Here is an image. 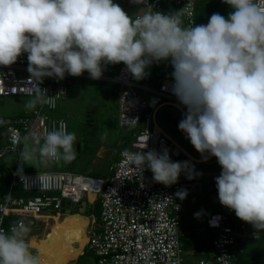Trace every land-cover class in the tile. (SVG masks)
I'll use <instances>...</instances> for the list:
<instances>
[{
  "label": "clouds",
  "instance_id": "1",
  "mask_svg": "<svg viewBox=\"0 0 264 264\" xmlns=\"http://www.w3.org/2000/svg\"><path fill=\"white\" fill-rule=\"evenodd\" d=\"M223 2L232 9L227 18L213 13L207 24L184 27L183 17L194 12L190 3L169 14L133 18L113 0H0V66L27 54L36 89L25 108L33 110L56 106L55 96L38 86L45 77L63 80L66 73L78 77L86 71L98 80L102 65L123 63L133 79L142 80L152 63L168 61L172 94L186 109L178 129L203 161L216 158L220 204L256 236L264 231V8L256 0ZM22 142L21 175L25 164L47 167L76 158V134L63 122L42 135L28 133ZM126 162L140 173L147 168L165 186L177 183L182 172L187 179L202 175L194 176L188 161H171L167 149L129 153ZM175 196L183 200L187 190ZM30 232L23 220L8 233L0 229V264H42L31 250Z\"/></svg>",
  "mask_w": 264,
  "mask_h": 264
},
{
  "label": "built area",
  "instance_id": "2",
  "mask_svg": "<svg viewBox=\"0 0 264 264\" xmlns=\"http://www.w3.org/2000/svg\"><path fill=\"white\" fill-rule=\"evenodd\" d=\"M256 2L264 8V0ZM187 3L194 5V12L183 17L185 27L207 24L208 19L196 24V0H169L168 6L178 11ZM136 5L143 10L133 18L154 11L169 14L170 10L164 0H144ZM102 67L104 71L98 81L118 86L117 125L125 130L127 140V147L119 151L111 175L102 180L70 172L17 173L22 137L35 128L41 135L54 126L58 129L61 122L68 129L64 119L52 117L51 113L61 106L72 78L76 77L67 73L63 80L45 77L38 86L46 89L48 95L55 96L54 108L45 105L19 116L0 117V126L7 132L5 144L0 146V159L11 155L15 163L8 171L10 181L4 198L0 200V229L8 233L20 220L31 227L34 220L46 212L62 213L65 203H68L69 208L65 209L68 213L71 206H79L84 198L95 196L101 206L100 229L87 238L83 247L94 254L95 264H144L145 256L149 264H183L182 240L187 233L181 228V207L175 193L179 189L192 192L202 183L211 182L210 175L195 176L193 173L195 178L187 179V174L182 172L177 183L165 186L154 182L152 173L147 179L146 174L151 172L147 168L140 173L126 162L129 153L153 149L158 153L167 149L171 161L181 162V149L155 123V115L165 103L177 109L182 106L171 91L173 78H161L155 88H147L135 82L125 65L118 67L116 76H113L115 68L110 65ZM27 68L26 53L19 56L14 64L0 66V98L32 97L36 85L30 80ZM139 91L153 95L157 103L151 111H148V103ZM17 140L21 142L16 143ZM220 172L221 168L214 175V183ZM8 193H11L10 199L6 198ZM215 203L219 211L209 213L204 224L206 229L215 232L211 244L214 252L208 254L207 259H199L198 264H233L231 254L237 240H256L264 237V231L255 236L250 224L220 204L218 195ZM213 221H216V226H211Z\"/></svg>",
  "mask_w": 264,
  "mask_h": 264
},
{
  "label": "rangeland",
  "instance_id": "3",
  "mask_svg": "<svg viewBox=\"0 0 264 264\" xmlns=\"http://www.w3.org/2000/svg\"><path fill=\"white\" fill-rule=\"evenodd\" d=\"M113 2L119 4L123 10L125 5V8L128 9L130 13L136 12V14H139L143 10L141 7L133 3L132 0H113ZM228 7L229 6L226 4V6L220 8L219 10H217V12L227 18L228 14L232 11V9ZM172 11L175 12L176 10L175 8L170 6V10L168 11V13ZM183 26L185 27L184 22ZM169 65L171 64L168 61L155 63L154 65L149 66L147 69H145L147 75L144 79L135 80V82L147 88H155V81L158 73L160 74V76L162 74L171 75V70H168L170 67ZM117 67H119L118 64L115 65L116 72L113 74V76L117 75ZM86 75L89 74L85 71L84 74L81 75V77L72 79L71 86L69 87L62 106H60L56 112L51 113L52 117L64 119L68 125L67 130L76 134L77 154L75 160L71 164H64L61 162L59 164H51L47 167L37 166L36 168L25 164L23 166V172H70L73 174L85 175L102 180L111 175L113 165L118 161L119 151L124 148L125 130L118 127L117 119L115 117L118 105L116 97L118 86L108 82L93 80L90 77H86ZM149 83H151L150 86H148ZM139 95L148 103V111H151L154 105L157 103L153 95L145 91H139ZM31 98L32 97L0 98V117L6 118L19 116L25 112H32L33 110H36L39 105L36 107V109L33 110H28L25 108V104ZM181 107L185 112L186 109L184 108V106ZM184 112L170 105L162 106L155 115V123L159 128H161L163 132L171 137V139H173L190 155H193L195 157L201 156V154L193 148L190 141L186 138L185 134L178 129V123L181 119H183ZM95 113V118L91 117ZM85 114L88 115H86L88 118H86ZM169 116H171L172 119H168ZM85 119H87L89 122H85ZM31 133L39 134L37 128H35ZM0 136L4 141L6 140L7 132L3 126H0ZM4 141L3 144H5ZM100 146L103 147L101 148ZM7 158H10L8 160L11 162V159L13 157L10 155ZM180 161H188L189 165H192L190 160L186 158L183 153L181 154ZM215 161H217L216 158ZM196 166L200 169L203 167L201 164ZM209 166H215L217 169L220 168L218 162H215ZM145 177L147 179H150L151 172H148ZM6 189L7 186L5 184H0V191H5ZM176 199L180 203L182 208L180 216L182 224L181 228L186 231L187 234H189L190 232H194L197 236H199L200 239L203 238L204 232L208 231L207 229H205L204 225L205 219L208 215L207 212L216 211V208L205 203L208 198H204L203 200L201 196H199L198 194H191V191L188 190L185 199L180 200L177 197ZM95 200L96 203H94ZM211 201H214V199L211 198ZM85 202L87 206L91 208L88 211V214L93 215L96 218L99 226L101 214L99 199H96L95 196H88L85 199ZM197 206H203L204 208L201 210L199 207L197 208ZM196 208L197 211L201 213V215L196 219V222L192 223ZM46 214L52 213L46 212ZM77 215L79 216V219L75 221V224L77 226H80L82 219L80 217L81 215H79L78 210L70 211L69 216L67 217ZM39 218H44V214ZM52 218H55V216L48 219L50 221H54V219ZM62 218L63 216H60L59 220H61ZM66 218H64L61 223H63ZM70 221L73 224V219ZM50 224L51 223L49 222L45 228V224L43 221L34 220L33 226L30 227L31 232L29 234V239L35 238L32 237V234L37 236L38 232H40L43 227L44 232H41V237L44 238V233L49 231V228L51 226ZM64 227H58L57 229L53 228L51 248L43 249L39 253L40 257H42V264H56V261L62 258L61 253L64 249L66 239L69 240L74 235V231H72L70 227H67L66 229H64ZM83 247L84 245L80 247L82 252L76 257V259H74L77 249L73 244H70L67 251L65 252L68 254L65 260H69L73 257L72 259H74V261L72 262V264H95L94 254L87 248L84 249ZM208 249V254L211 255L214 250L211 247ZM204 251L207 252V250ZM192 254V251L184 250L183 264H198L199 258L196 256L191 257ZM58 255H61V257H58ZM201 258L207 259L208 256Z\"/></svg>",
  "mask_w": 264,
  "mask_h": 264
},
{
  "label": "crops",
  "instance_id": "4",
  "mask_svg": "<svg viewBox=\"0 0 264 264\" xmlns=\"http://www.w3.org/2000/svg\"><path fill=\"white\" fill-rule=\"evenodd\" d=\"M124 11L129 15V16H131V17H133L134 15H136V12L134 13H130L129 12V10L128 9H126L125 8V5H124ZM138 14V13H137ZM116 65V64H115ZM115 65H110L111 67H113V68H115ZM122 65H124L123 63H119L118 64V66H122ZM118 68V67H117ZM84 74V73H83ZM86 74V73H85ZM88 76V75H87ZM72 79H74V78H72ZM65 99V98H64ZM64 101V100H63ZM62 104H63V102H62ZM62 104H61V106H62ZM166 104H164L163 106H165ZM169 105V104H168ZM180 111H182V112H184V110L182 109V107L180 106V108H178ZM87 114H85V116H86ZM95 115H96V113L95 114H93L91 117H94L95 118ZM88 116V115H87ZM86 116V118H88ZM115 117H116V119H117V111H116V114H115ZM172 119V117L171 116H169L168 117V119ZM85 122H89L87 119H85ZM88 126H90V125H88ZM94 126V125H93ZM161 129V128H160ZM163 132V131H162ZM164 134H166L165 132H163ZM167 135V134H166ZM168 136V135H167ZM168 138L176 145V146H178L180 149H181V151H182V153L186 156V158H188L189 160H190V162H191V164L192 165H190V166H194V172L193 173H196V172H199V173H202V174H204V175H210V177H211V182H204V183H202L201 185H200V187H198V188H195L192 192H191V194H198L199 196H201V198L204 200V198H208L207 199V201L205 202V203H207L208 205H212L214 208H216L215 210L217 211V210H219L218 209V207L216 206V203H215V200H216V197H217V195H218V193H217V188H216V184L214 183V175L216 174V173H218V171L220 170V168L219 169H217L215 166H209V165H211V164H213V163H215V162H217V161H215V157H209L206 161H203L202 160V157L201 156H197V157H195V156H193V155H190L187 151H185L180 145H178L173 139H171V137H169L168 136ZM3 139L1 138V136H0V146H3L4 144H3ZM6 141V140H5ZM4 141V142H5ZM103 145V144H102ZM77 146V145H76ZM101 148L103 147V146H100ZM127 147V140H126V133H125V135H124V148H126ZM77 148V147H76ZM102 158V157H101ZM11 161H12V165L14 164L13 162H14V157L11 159ZM199 164H201L202 166H198V167H202L201 169L200 168H197V166L196 165H199ZM211 198H213L214 199V201H211ZM85 199L86 198H84V200L82 201V202H84L85 203V207H84V211H85V213H81V212H79V215H81L80 217H81V219H82V222L80 223V226H77L76 224H75V221L77 220V219H79V216L77 215V216H71V217H67V216H69V212L68 213H66V210L65 209H68L69 208V205H68V203H65V205H64V212H62V213H59V214H44V218H42V219H40V218H38V220H41V221H43L44 222V224H45V228H46V226H47V224L50 222L51 224V226H50V228H49V231L48 232H45L44 233V238H42L41 237V234L44 232V227H43V229L40 231V232H38V235L36 236V235H33L32 234V237H35V238H31L30 240H31V246H32V248H33V253L34 254H39L40 253V251L41 250H43V249H50L51 248V246H52V237H53V228L54 227H64L65 229L67 228V227H70L71 229H72V231H74V235H73V237L71 238V239H69V240H67L66 239V241H65V245H64V249H63V251H62V253H61V255H62V258L60 259V260H57L56 261V264H71L73 261H74V259H76V257L82 252V250L80 249V247H82L83 245H85L86 244V242H87V236H86V232H87V229L89 228L88 227V225H89V220L90 219H92V223H93V219L95 218L93 215H89L88 213V211L91 209L90 207H88L87 206V204H86V202H85ZM81 202V203H82ZM214 202V203H213ZM80 203V204H81ZM94 203H96V201L94 202ZM179 203V202H178ZM202 203V202H201ZM80 204H79V206H78V209H81L80 208ZM180 204V203H179ZM180 207H181V205H180ZM200 208L201 210L204 208L203 206L201 207V206H197V208ZM197 208H196V210H195V213H197L198 211H197ZM182 209V208H181ZM70 210L72 211L73 209H72V206L70 207ZM211 212H215V211H211ZM211 212H207V214H209V213H211ZM55 216V218H52V219H54V221H50L49 219L51 218V217H54ZM60 216H63V218L61 219V220H59V217ZM181 216V215H180ZM208 216V215H207ZM67 217V218H66ZM46 218V219H45ZM49 218V219H48ZM64 218H66L65 219V221L63 222V223H61V221L64 219ZM73 219V224L71 223V221L70 220H72ZM96 219V218H95ZM197 218L194 216L193 217V219H192V223H194V222H196L197 220H196ZM70 221V222H69ZM191 223V224H192ZM77 226V227H76ZM181 226H182V224H181ZM78 229V230H77ZM99 229H100V224H99V226H98V223H97V221L94 223V225H93V230H92V232L93 233H97L98 231H99ZM43 231V232H42ZM42 232V233H41ZM38 237V238H37ZM42 238V239H41ZM74 245L75 246V248L77 249V251H76V254H75V256H74V259H69V260H65V258H67V256H68V254L67 253H65L66 251H67V249H68V246L69 245ZM37 251V252H36ZM208 256V255H207ZM42 262V261H41Z\"/></svg>",
  "mask_w": 264,
  "mask_h": 264
},
{
  "label": "trees",
  "instance_id": "5",
  "mask_svg": "<svg viewBox=\"0 0 264 264\" xmlns=\"http://www.w3.org/2000/svg\"><path fill=\"white\" fill-rule=\"evenodd\" d=\"M165 5H169V0H164ZM226 6V3L223 0H196V17L195 21L196 24H199L211 16V14L220 8ZM170 8V6H168ZM169 71H173L171 65H169ZM159 74V73H158ZM156 77V82L161 78H171V75H161L160 74ZM149 83L148 86H150ZM8 159L10 158H3L0 159V184H5L8 187L10 176L8 175V171L12 165V161L10 162ZM7 190V189H6ZM5 191H0V200L4 198ZM233 224V223H232ZM57 229V227H54ZM206 229V228H205ZM208 230V229H207ZM186 232V231H185ZM204 232V231H203ZM215 236V232L213 231H205L203 238H199L194 232H190L186 235L185 238L182 240L183 250L185 251H192L193 254L191 257H205L208 255V248H212V240ZM207 250L204 251V250ZM190 257V255H189ZM198 259V260H199ZM231 260L233 264H264V237H260L256 240H242L238 239L235 249L231 254Z\"/></svg>",
  "mask_w": 264,
  "mask_h": 264
},
{
  "label": "water",
  "instance_id": "6",
  "mask_svg": "<svg viewBox=\"0 0 264 264\" xmlns=\"http://www.w3.org/2000/svg\"><path fill=\"white\" fill-rule=\"evenodd\" d=\"M77 207H78V206L74 205V206H72V209L75 210V209H77ZM84 207H85V203L82 202V203L80 204V208H81V209H78V211L81 212V213H85V211H84ZM93 220H94L93 223L91 222L92 219L89 220V225H88L89 228L87 229V232H86V236H87V237H90V236L93 235L92 230H93V225H94V223L96 222V219L94 218ZM71 264H72V263H71Z\"/></svg>",
  "mask_w": 264,
  "mask_h": 264
},
{
  "label": "bare ground",
  "instance_id": "7",
  "mask_svg": "<svg viewBox=\"0 0 264 264\" xmlns=\"http://www.w3.org/2000/svg\"><path fill=\"white\" fill-rule=\"evenodd\" d=\"M166 105H168V103H165ZM112 171V170H111ZM65 229V228H64ZM58 257H61V255H58ZM41 259H42V257H41Z\"/></svg>",
  "mask_w": 264,
  "mask_h": 264
}]
</instances>
